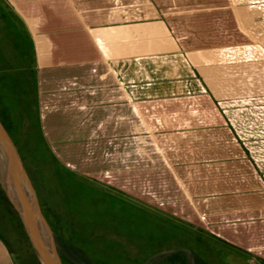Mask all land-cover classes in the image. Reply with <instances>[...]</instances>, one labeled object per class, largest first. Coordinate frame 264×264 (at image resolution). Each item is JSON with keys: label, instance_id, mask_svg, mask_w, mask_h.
I'll return each instance as SVG.
<instances>
[{"label": "crops", "instance_id": "obj_1", "mask_svg": "<svg viewBox=\"0 0 264 264\" xmlns=\"http://www.w3.org/2000/svg\"><path fill=\"white\" fill-rule=\"evenodd\" d=\"M164 1L9 0L33 39L40 127L60 162L118 181L127 169L133 190L169 178L189 208L177 216L235 245L204 223L264 213V161L223 114L174 130L183 112H213L215 61L211 45L170 34ZM0 264H18L1 237Z\"/></svg>", "mask_w": 264, "mask_h": 264}, {"label": "rangeland", "instance_id": "obj_2", "mask_svg": "<svg viewBox=\"0 0 264 264\" xmlns=\"http://www.w3.org/2000/svg\"><path fill=\"white\" fill-rule=\"evenodd\" d=\"M164 3L167 9L161 17L170 34L185 47L211 45L215 61L208 67V85L215 103L213 112L207 114L208 120L201 115L206 114L203 110L183 112L184 118L179 120L184 122L174 130L183 129L189 116L193 119L198 115L200 123L205 124L213 116L223 114L252 156L264 161V0H165ZM32 120L35 124V118ZM68 167L78 177L60 185V191H64L60 193L51 176L53 201L67 211V217L84 224L93 223L98 246L112 252L116 260L142 264L163 250H200L193 231L199 224L195 218L190 221L191 226L178 217H190L189 208L169 178L163 182L156 179L150 191L143 182L135 183L133 190L125 182L132 175L127 174V169L122 170L123 181H118L110 172L93 170L92 174H84L75 164ZM130 171L134 169L129 168ZM40 193L46 197L44 188L41 187ZM7 223L11 229L12 220ZM214 224L204 223L207 228L215 226V230L224 231L238 247L252 255L238 256L234 249L210 240L215 250L219 247L222 264H264V213L224 216ZM4 232L8 239L14 240L10 232ZM14 233L19 235L16 230ZM161 255L145 264H156ZM79 263L86 264L82 260Z\"/></svg>", "mask_w": 264, "mask_h": 264}, {"label": "trees", "instance_id": "obj_3", "mask_svg": "<svg viewBox=\"0 0 264 264\" xmlns=\"http://www.w3.org/2000/svg\"><path fill=\"white\" fill-rule=\"evenodd\" d=\"M33 118L35 124L32 123ZM0 120L34 184L41 209L53 230L62 263L80 264L79 260L86 264L125 262L116 260L112 252L98 246L93 223L84 224L72 216L67 217V211L53 201L51 176L56 180L55 187L60 193H64L60 191L62 184L78 176L60 162L41 130L37 110L34 43L24 19L9 0H0ZM41 187L46 191L44 198L40 193ZM10 219L11 229L7 223ZM4 230L10 232L14 240L8 239L9 235H5ZM14 230L18 236H15ZM193 231L196 233L194 241L201 245L199 251L190 250V254L183 250L172 251L161 255L156 264H222L221 251L219 247L215 250L210 240L234 249L238 256L251 255L249 251L228 243L202 227H196ZM0 237L18 264H41L1 184Z\"/></svg>", "mask_w": 264, "mask_h": 264}, {"label": "water", "instance_id": "obj_4", "mask_svg": "<svg viewBox=\"0 0 264 264\" xmlns=\"http://www.w3.org/2000/svg\"><path fill=\"white\" fill-rule=\"evenodd\" d=\"M0 171L4 183L0 184L16 210L30 245L41 264H63L60 258L53 230L46 219L34 184L22 162L19 152L0 120ZM176 250L191 251L188 248L163 250L150 259Z\"/></svg>", "mask_w": 264, "mask_h": 264}, {"label": "bare ground", "instance_id": "obj_5", "mask_svg": "<svg viewBox=\"0 0 264 264\" xmlns=\"http://www.w3.org/2000/svg\"><path fill=\"white\" fill-rule=\"evenodd\" d=\"M0 179L3 181L4 183V178H3V175L1 174V171H0Z\"/></svg>", "mask_w": 264, "mask_h": 264}]
</instances>
